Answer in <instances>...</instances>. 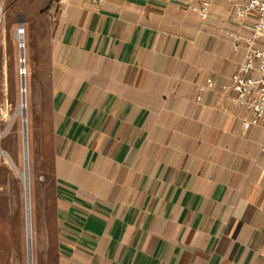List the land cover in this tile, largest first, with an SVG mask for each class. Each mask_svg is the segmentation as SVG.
Here are the masks:
<instances>
[{
  "label": "crops",
  "instance_id": "1",
  "mask_svg": "<svg viewBox=\"0 0 264 264\" xmlns=\"http://www.w3.org/2000/svg\"><path fill=\"white\" fill-rule=\"evenodd\" d=\"M246 1H52L44 264H264V130L231 89Z\"/></svg>",
  "mask_w": 264,
  "mask_h": 264
},
{
  "label": "rangeland",
  "instance_id": "2",
  "mask_svg": "<svg viewBox=\"0 0 264 264\" xmlns=\"http://www.w3.org/2000/svg\"><path fill=\"white\" fill-rule=\"evenodd\" d=\"M51 5L52 0H0V116L2 129L7 131L1 143L6 157L0 164V264H44L53 258L52 194L50 188L43 186L40 192L37 189L45 184L39 170L40 160L43 164L51 154L50 104L46 92L36 96L40 82L35 80L37 63L46 53ZM20 27L24 30V47L17 37ZM31 58L33 82L30 80ZM23 71L26 73L21 76ZM22 80L27 88V95L23 97L27 104L25 128L20 115L16 114ZM26 167L28 190L18 174ZM27 242L31 243L30 260Z\"/></svg>",
  "mask_w": 264,
  "mask_h": 264
},
{
  "label": "built area",
  "instance_id": "3",
  "mask_svg": "<svg viewBox=\"0 0 264 264\" xmlns=\"http://www.w3.org/2000/svg\"><path fill=\"white\" fill-rule=\"evenodd\" d=\"M59 4L63 10H67V0H52ZM93 5L102 4L103 0H91ZM201 19H206L208 9H199ZM234 19L239 23L240 34H231L233 49L235 52L245 50L244 62L234 67L231 76V89L235 93L236 106L245 108L249 119L243 124V130L248 131L254 127L264 130V0H248L235 10ZM25 71L21 76L25 75ZM207 88H213L212 82H208ZM205 88H200L202 93ZM27 95V88L21 85V98ZM10 107V106H9ZM12 109L10 108V111ZM18 111V109H17ZM16 111V114H17ZM22 124L27 123L22 114ZM2 115L0 116V164L5 161V152L1 149V143L7 136V131L2 129ZM12 162V161H11ZM12 165H16L12 162Z\"/></svg>",
  "mask_w": 264,
  "mask_h": 264
},
{
  "label": "bare ground",
  "instance_id": "4",
  "mask_svg": "<svg viewBox=\"0 0 264 264\" xmlns=\"http://www.w3.org/2000/svg\"><path fill=\"white\" fill-rule=\"evenodd\" d=\"M23 34H24V30L22 29V27L21 28H19V31H17V37H18V39L21 41V43H22V41H23ZM23 44V43H22ZM21 44V45H22ZM20 45V46H21ZM23 47H24V44L22 45ZM22 46H21V48H22ZM23 54V53H22ZM24 57L22 56V58H21V63L23 64L24 63V59H23ZM24 88H25V83H24V86H23ZM27 104H25V102H23V100H22V103L21 104H19V107H18V110H19V113H18V111H17V114H22L23 115V117H24V119L26 118V108H27V106H26ZM25 126H26V124L24 123V128H25ZM6 157V156H5ZM18 174H19V176H20V178L22 179V181L24 182V185H25V187H26V189L28 190V173H27V167H26V170L24 171V172H19L18 171ZM28 203V202H27ZM28 207V206H27Z\"/></svg>",
  "mask_w": 264,
  "mask_h": 264
},
{
  "label": "water",
  "instance_id": "5",
  "mask_svg": "<svg viewBox=\"0 0 264 264\" xmlns=\"http://www.w3.org/2000/svg\"><path fill=\"white\" fill-rule=\"evenodd\" d=\"M22 86H24L23 80H22ZM31 244V243H30ZM30 244L27 242V249H28V260L31 259V247Z\"/></svg>",
  "mask_w": 264,
  "mask_h": 264
}]
</instances>
